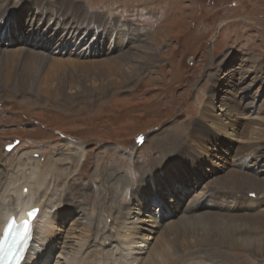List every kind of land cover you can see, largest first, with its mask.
<instances>
[{"label":"rangeland","instance_id":"rangeland-1","mask_svg":"<svg viewBox=\"0 0 264 264\" xmlns=\"http://www.w3.org/2000/svg\"><path fill=\"white\" fill-rule=\"evenodd\" d=\"M23 1L27 3V0ZM66 1L68 3H62L58 9L70 10L72 14L75 11L74 7L79 5L87 14H97L104 19L108 17L111 22L113 21L111 27L117 26L122 35L128 34L131 30L133 40L135 37H141L140 43L143 40L148 43L151 51L147 52L151 54L154 60L153 62L145 60L146 63L143 71H141L143 75L139 77L138 81H135L131 90H116L109 94L110 96L108 95L103 102H92V100L87 101V99L78 97L80 99H76L73 108L70 109L71 102L64 105L63 98H57L60 95V87L64 83L63 93L75 95L80 91L78 86L81 85L74 81H65L64 76L58 78L56 75L53 83L50 84L53 97L47 99L44 94L47 91L45 87L46 70L40 74L37 80L38 86H36L35 91V96L38 98L35 100L37 105L33 101L22 102L20 96H13L11 93L9 95L7 91H0V169H3L4 165H9V170H16L17 156L24 152L31 153L33 161L31 165L26 166V169L30 170V166H33L31 168L33 170L36 164L45 167L46 160L49 159L50 155L55 156L57 151H59L58 155L70 151V149L65 150L64 145L59 142L61 139H73L74 141L69 140V142L86 149V161L80 168L71 172L70 183L75 192L73 193L75 198L72 196L68 200L67 197V202L61 200L65 206L60 205L59 207L62 206L65 212L83 209L86 212V217L88 215L93 218L98 216L100 218L98 222L99 233L85 234L84 227L82 229V225L79 223L69 222L68 224L66 222L61 224L58 222L59 226L56 228L59 229L60 233L59 244L60 246L64 244V252H68L67 249L69 248L72 249V242H77L79 235L83 236L79 241L87 239L86 236L89 239L93 238L97 242L95 246L100 244L108 247L109 241L106 242V239L113 238L111 248L108 247L110 249H113L114 246L120 249L121 244H126L127 240L120 239L123 238L122 235L119 240L116 238L119 237V234L114 223L117 218L122 217L121 215L127 210V207H132V204L127 203L128 200L132 203V200L128 199L127 196L132 192L130 190L133 185L135 183L137 185V181H142L145 184L147 180H151L157 190L162 191L159 188L162 185V188L164 187V190L169 192L167 198L181 199L180 193H177L180 192L181 183L175 180L173 175L176 173L182 175L186 167L174 169L172 165L173 169H168L169 167L157 169L156 163L171 158L173 148L168 145L164 149L165 141H154L156 137H162L166 130L180 129L187 130L186 132L193 130L194 127H197L199 115L204 107V124L212 130L218 141L215 144L214 139L211 142L212 145L204 143L203 145H206L200 146L202 148L198 149L197 153L200 154L202 168H205L206 171L216 172L221 175V178L224 175H230V173L244 172L249 166H253L257 162L255 171H257L259 179H264V157L242 159L240 156L233 155L239 146L251 142L252 145H264V87H260L259 84L253 86L251 94L257 92L258 94L255 107L251 111L236 110L231 115H226L225 112L230 99L236 96L234 87L238 89L237 86L242 85L239 79L242 70L244 72L248 70L258 71V67L261 68L259 64L264 63V0ZM9 20L10 17L7 16L0 25L6 26L5 22L8 23ZM82 28L83 37L87 40V30L84 26ZM62 32L68 33L69 30L66 29ZM104 39H106V35H104ZM82 40V38H78L76 44L80 45L79 42ZM150 43L155 45H150ZM0 46L13 54L15 50H19V45H14L11 41L10 43L4 41ZM144 57L147 59L146 55ZM78 58L89 62L105 63V58L101 56L80 55ZM53 59L71 60L65 54L53 56ZM21 61L24 60L21 59ZM227 63L229 64L227 65ZM221 68V79L214 84L209 77H213ZM91 72L92 75H89L91 85L88 87L95 89L96 84L93 83L94 80L91 77L93 74H99V72L95 67H91ZM261 74L259 77L264 75V73ZM102 82L103 79L97 86ZM248 126L250 131H248ZM184 137L187 138L188 134ZM9 148L11 150H8ZM261 150L255 153L260 156ZM216 151H219V154L216 155ZM138 153L141 154L140 159L136 158ZM146 154H152V157L150 158ZM155 155L158 156L157 159H155L157 157ZM131 158L133 160H129ZM143 158H147L144 160L145 162ZM240 163L244 167L238 165ZM190 170L192 171L191 168ZM29 174L30 171H28L27 176ZM146 174H148V178L144 177L143 179ZM109 175L115 176L114 181L108 180L105 184ZM196 179H198L197 176ZM184 186L186 187V185ZM110 187L118 188L119 193H112ZM144 188L146 191H154L151 186ZM137 190H140V186ZM197 191L190 189L188 193H193L194 196L196 193H200V190ZM256 191L252 195L242 197L241 208L246 213L241 215L244 216L243 220L237 219L234 224L193 223L183 228L178 220L179 217L171 213L166 224H163L162 230L148 238L146 254L154 246L155 241L162 237L167 238L169 236L181 240L182 237L187 236L186 241L189 242L190 246L194 245L195 242L197 243L195 245L197 248H192L196 253L188 254L184 246L185 241H180L177 245L181 247L179 254L182 255L186 252V255L183 256V259L173 258L169 264H185L187 260L205 261L206 257H203L207 255L205 246H210L205 244L211 241L203 242L202 239H198L199 236H212L217 233H227L232 236L231 228L235 227L239 232L233 239H241L247 244L249 242L256 243L258 245L257 251L254 249L246 251L242 248L217 247L220 257L209 258L205 262L208 264H264V206L256 208L245 204V202L253 204L264 199L262 196H258V191L262 190L257 189ZM143 195L139 193L138 201L143 200ZM187 196L185 194V201H188ZM125 199L127 204L123 203ZM230 205L231 208H234V204ZM146 209L148 213H152L151 208ZM146 209L144 208V210ZM154 209L157 207L155 206ZM164 211V214L167 215L168 210ZM90 212H95V214ZM253 218H257V220L251 222ZM68 220L69 218H67ZM81 221L86 222V218ZM216 227H220L219 230ZM143 228L149 230L150 226L143 224ZM145 233L149 232L145 230ZM126 234L134 237L132 231H126ZM183 234L185 235L183 236ZM136 237L140 238L139 236ZM60 246L58 248H61ZM132 248L134 246L130 248V251ZM76 249L78 250V248ZM91 250L93 249L88 251ZM170 251H175V248ZM59 253L54 255L51 261H56ZM80 253H75L77 258L71 252L68 254L69 257L67 255V257H61L70 259V256H73L68 264H77L82 258V253ZM118 253L119 251L115 253L113 258L119 257ZM123 253L128 254V252ZM143 257L146 255H140V258L143 259ZM55 261L52 264H55ZM58 261L63 264V260ZM108 261V258H101L99 263L107 264ZM116 263L121 264L118 261Z\"/></svg>","mask_w":264,"mask_h":264},{"label":"bare ground","instance_id":"bare-ground-1","mask_svg":"<svg viewBox=\"0 0 264 264\" xmlns=\"http://www.w3.org/2000/svg\"><path fill=\"white\" fill-rule=\"evenodd\" d=\"M26 2L27 3L23 0H0V23L5 20L7 16L10 17L9 22H5L6 26L4 24L0 25V44L4 41L5 43H10L11 41L14 45H19V50L14 49V54L9 50H4L0 46V91H7L8 94L11 93L13 96H20L22 102L33 101L37 105L35 102L37 98L35 96L36 86H38L37 80L40 74L45 70V87L47 91L44 92V94L47 96V99L53 97L51 95L52 87L50 84L53 83L54 77L57 75L58 78L64 76L63 79L65 81H74L81 85L78 86L80 91L75 95L63 93L62 89H64V83L61 85L60 95L57 98L62 97L64 105H68L69 102H71L69 109L73 108L76 99H80L81 97L82 99H87V101L103 102L109 94L114 93L116 90H131V87H134L135 81H138L139 77L143 75L141 71H143V67L146 63L145 60L149 62H153L154 60L151 54L147 52L151 50L145 40H143L142 43H140L141 37H135L133 40V36H131L132 34L130 33L131 30H129L126 35L120 34L117 26L114 28L111 27L113 26V21L111 22L108 17L104 19L97 14H87L79 5L74 7L75 11L72 14L70 10L65 11L61 8L58 9L62 3H68L66 0H27ZM82 26L87 30V40L83 37L84 32ZM66 29L69 30V32L63 33L62 31H66ZM104 35H106V39H104ZM78 38L83 39L79 42L80 45L76 44L78 43ZM150 45L155 44L150 43ZM64 54L71 58V60L63 59L64 61H62L53 59V56ZM80 55H86L87 57L101 56L105 58V63L79 60L78 57ZM144 55L147 56V59ZM21 59L24 61H21ZM228 64L229 63H227V65ZM259 66L261 68L258 67V71L248 70L244 72L242 70V73L239 75L242 85L237 86L239 90L233 86L236 96L230 99V103L225 110L226 115H231L236 112V110L244 112L254 109L258 92L252 95V88L256 84H259L260 87H264V75L259 77V75H262L261 73H264V63H260ZM91 67H95L97 72H99L97 75L93 74V78L91 77V79L94 80L93 83L96 84L95 89H90L88 87L91 85L89 81V75L92 73ZM221 70L222 68L218 73L215 72L216 74H214L213 77H209L214 84L220 81ZM101 79H103V82L97 86ZM94 90L96 91L95 93ZM109 90L110 93H108ZM238 94L239 96H237ZM204 111L205 107L199 115L200 119L197 121V127H194L193 130L189 132L180 129H176L175 131L166 130L162 137L159 136L155 138L154 142L158 140L166 142L164 149H166L168 145L170 148H173L171 158L169 157L165 161L156 163L157 169L168 167V169H173V167L174 169H178L180 167H186L182 175H180L181 173L173 175L174 179L181 183L179 186L180 192H177L180 193L181 199L178 198L177 200H173L171 197L167 198L169 192L164 190L162 185L159 186L162 191H159V189L157 190L151 180H147L145 184H143L142 181H137V185L134 182L135 184L130 190L132 192L127 196L128 199L132 200V203L130 200L127 201L125 199V202L122 200L124 204H132V207H127V210H123L122 217L117 218V221L114 223L117 226L116 228L119 234V237L116 238L119 240L122 235L123 238L120 239L123 241L127 240L126 244L120 243V249L116 246H114L116 250L114 248L110 249L112 246L111 240H113V238L109 240L106 239V242L109 241L108 247L110 248H108L100 244L95 246L97 242H95L93 238L89 239L88 236H86L87 239L84 241H79L83 238L82 235H79L77 242H72L73 247L71 246L72 249H67V251L69 250L68 252H64V244L62 246L59 244L60 233L59 229L56 228L59 226L58 222L61 224H65L66 222L68 224L69 222L74 224L79 223L82 225V229L84 227L86 231L85 234L92 233L93 235V232L94 234L99 233L98 222L100 218L98 216L93 218L91 215H88V217H86V212H84L83 209L65 212L62 206L59 207L60 205L65 206L61 200L67 202V197L68 200L72 198V196L75 198L73 194L75 192L72 190L70 183L72 179L71 172L80 168L86 161V149L69 142V140L74 141L73 139H61L59 142L64 145L65 150L70 149V151L62 152L59 155V151H57L55 156L50 155L49 159L46 160L47 164L45 167L36 164L33 170L31 169L33 166H30L31 168L28 167L30 170L26 169V166L31 165L33 161L31 159V153L24 152L17 156L16 170H9V165H4L3 169H0V236L9 218H16L17 222H28L30 226L28 247L26 248V253L21 264H52L55 261H51L52 258L59 252L60 255H57L58 257L55 264H60V261H58L60 259L63 260V264L71 262L73 256H70V259L61 257H67L70 252L72 255L79 252L82 253V258L77 264H100L99 260H101V258H108L109 261L107 264H118L116 261L121 264H169L173 258L183 259L186 252L190 255L194 252L196 253L192 248H197L195 246L197 243L195 242L194 245L190 246L189 242L186 241L187 236H184L185 234H183L184 237H182L181 240L169 236L156 240L154 246L152 248L150 247L151 249L147 254L146 242L151 235L162 230L163 224H166L171 213L179 217L178 220L183 228L193 223L234 224L237 222V219L243 220L244 216L241 215L246 213L241 208L242 197L249 194L252 195L255 193L254 191L261 189L262 191H258V196L264 198V179H259L257 171H255L257 162L253 166H249L244 172L230 173V175H224L221 178V175H218L216 172L206 171L204 170L205 168H202V160L200 154L197 153L198 149H201L206 144L212 145L211 142L214 141V139L215 144L218 141L212 130L204 124ZM248 129V131H250L249 126ZM253 132L255 131L253 130ZM250 133L253 136L252 132ZM186 134H188L187 138L184 137ZM256 135H258V133ZM248 138L250 137L248 136ZM204 143L206 144L203 145ZM260 149H262V152H260L261 155L258 156L255 152ZM235 152L236 153L233 155L240 156L242 159L249 157L257 159L259 157H264V145H252L251 142L250 144L239 146ZM217 154H219V151H216V155ZM140 155L141 154L138 153L136 158H139ZM146 155L150 158L152 157V154ZM83 156L84 158L82 159ZM157 158L158 156L155 157V159ZM145 159L147 158H143V161ZM129 160H133V158ZM157 164L159 165L157 166ZM172 165L173 167H171ZM238 165L244 167L241 163ZM28 171H30V174L27 176ZM196 176L198 179H196ZM114 177L113 175L107 176L105 184L108 180H110V182L114 181ZM144 177L147 179L148 174L144 175L143 179ZM188 182L189 184H187ZM123 183L125 184L124 181ZM139 186L140 190H137ZM143 186H151L154 188V191H146ZM166 186L167 184L165 187ZM110 189H112V193H119L118 188L113 189L110 187ZM190 189H195L196 192L200 190V193H196V195L193 196V193H188ZM139 193L142 195L144 194L142 201H138ZM185 194L188 195V201H185ZM230 204H234V208H231ZM245 204L261 208L264 206V199L253 204L249 202H245ZM155 206L157 209H154ZM144 208H151L152 213H148L147 209L144 210ZM31 210H36L37 214L33 220L28 221L26 216ZM164 210H168L167 215L164 214ZM92 214H95V212ZM67 218H69L68 221ZM85 218L86 222L81 221ZM158 219H160V222H158ZM254 220H257V218H253L251 222ZM138 224H140V226H138ZM143 224H146L148 227L150 226V229H144ZM216 228L219 230L220 227ZM145 230L149 233H145ZM126 231L134 232V237L132 235L128 236ZM238 232L239 231H237L235 227H232V236L227 233H217L212 236H199L198 239H202L203 242L211 241L205 244L210 246H205L207 255L203 256L206 257L204 260L207 261L209 258L220 257V253L217 250L218 248H242L246 251L252 249L257 251L258 245L256 243L249 242L247 244L241 239H233L234 236H237ZM180 241H185L184 246L186 252L182 255L179 254V249L181 247L177 246ZM58 246L61 248H58ZM132 246H134V248L130 251ZM172 247L175 248L173 252L170 251L173 249ZM76 248H78V250ZM90 249L93 250L88 251ZM118 251L119 257L113 258ZM123 252H128V254L125 255ZM143 254L146 255V257L142 259L140 255L142 256ZM75 258H77L76 255ZM205 261L200 260L197 262L194 260H187L185 264H208Z\"/></svg>","mask_w":264,"mask_h":264},{"label":"snow or ice","instance_id":"snow-or-ice-1","mask_svg":"<svg viewBox=\"0 0 264 264\" xmlns=\"http://www.w3.org/2000/svg\"><path fill=\"white\" fill-rule=\"evenodd\" d=\"M35 215L34 212L29 213V217H33ZM28 234H30V226L28 225V222H25V236H27ZM5 259V257L3 256V244L0 243V260Z\"/></svg>","mask_w":264,"mask_h":264},{"label":"water","instance_id":"water-1","mask_svg":"<svg viewBox=\"0 0 264 264\" xmlns=\"http://www.w3.org/2000/svg\"><path fill=\"white\" fill-rule=\"evenodd\" d=\"M24 192H25V191H24ZM32 212H34L35 215H34L33 217H29V213H32ZM36 214H37L36 210H31V211H29V212L27 213V217H28L29 220H32V219L36 216Z\"/></svg>","mask_w":264,"mask_h":264}]
</instances>
